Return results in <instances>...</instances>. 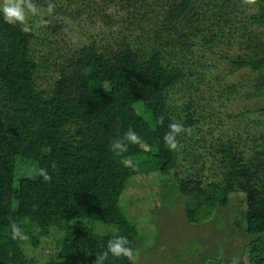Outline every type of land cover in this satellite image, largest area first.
Here are the masks:
<instances>
[{
  "label": "trees",
  "instance_id": "1",
  "mask_svg": "<svg viewBox=\"0 0 264 264\" xmlns=\"http://www.w3.org/2000/svg\"><path fill=\"white\" fill-rule=\"evenodd\" d=\"M35 2L46 23L30 32L0 14V264H31L22 244L50 229L62 242L47 264H94L117 235L133 248L137 228L120 204L127 181L170 171L180 185L166 188L184 198L188 221L239 195L234 224L247 237V261L235 264H264V133L250 117L264 104L227 110L264 96V0ZM81 20L97 35L79 43L60 36L64 23ZM173 119L191 129L174 151L162 139ZM129 128L142 143L116 156L110 144ZM203 147L220 156L219 184L205 183L204 169L179 177L178 155ZM19 159L36 165L34 176L16 177ZM13 221L27 240L12 239ZM90 221L115 232L101 234ZM103 264L131 262L110 254Z\"/></svg>",
  "mask_w": 264,
  "mask_h": 264
},
{
  "label": "rangeland",
  "instance_id": "2",
  "mask_svg": "<svg viewBox=\"0 0 264 264\" xmlns=\"http://www.w3.org/2000/svg\"><path fill=\"white\" fill-rule=\"evenodd\" d=\"M64 25L67 28L64 27L59 35L71 43L86 41L96 34L95 29L98 30L95 26L92 31L83 20ZM239 78H230L229 81L237 82ZM43 83L46 84L45 80ZM261 104H264V96L251 101L241 98L230 101L227 110L236 113ZM250 117L260 123L257 132L264 133V114ZM215 149L203 147L197 148L191 155H178V164L182 169L179 177L194 179L204 169L202 179L205 183H221V177L216 172L220 156L215 153ZM124 163L130 164L131 160L125 159ZM35 171L34 163L22 159L17 161V178L32 177ZM169 181L178 189L180 184L173 177V171L166 174H138L129 178L120 196L123 213L136 226L139 235L138 244L133 247L138 250L137 264H235L247 261V247L244 245L247 237L234 224L243 207L240 196L231 194L227 207L215 206L208 217L191 222L184 212V198L172 196L166 188ZM89 223L95 225L94 228L101 234L115 232L112 226L92 221ZM37 239L35 245L30 240L22 244L23 252L31 264H47L61 246L60 232L50 229L46 235H40Z\"/></svg>",
  "mask_w": 264,
  "mask_h": 264
},
{
  "label": "clouds",
  "instance_id": "3",
  "mask_svg": "<svg viewBox=\"0 0 264 264\" xmlns=\"http://www.w3.org/2000/svg\"><path fill=\"white\" fill-rule=\"evenodd\" d=\"M242 3L252 5L256 3V0H242ZM54 5L48 4L47 12L50 14L53 11ZM0 14H2L5 23L21 26V30L24 32H30L34 28L43 26L46 21L43 19L44 12L37 5L35 0H0ZM30 18H38L30 24ZM90 72L91 69H87ZM164 117L159 118V123L163 124ZM168 131L163 136V142L169 150H177L179 147V141L177 137L181 133H191L190 128H185L182 122L172 120L168 125ZM140 136L131 128H129L123 135L117 139H114L110 144V150L114 152L116 156H121L128 151L129 144H141ZM55 162L52 164V168H55ZM44 182H50L52 176L49 174L48 169L40 168L37 173ZM11 237L14 240H27L28 235L20 228V226L13 222H10ZM114 257H125L131 264H137L139 259L138 250L129 246V241L126 236L117 235L109 239L107 242L106 250L96 256L94 264H103L109 255Z\"/></svg>",
  "mask_w": 264,
  "mask_h": 264
}]
</instances>
